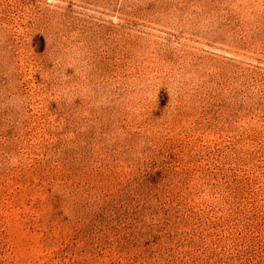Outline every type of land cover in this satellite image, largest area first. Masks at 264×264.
Wrapping results in <instances>:
<instances>
[{"label":"rangeland","instance_id":"1","mask_svg":"<svg viewBox=\"0 0 264 264\" xmlns=\"http://www.w3.org/2000/svg\"><path fill=\"white\" fill-rule=\"evenodd\" d=\"M0 264H264V0H0Z\"/></svg>","mask_w":264,"mask_h":264}]
</instances>
